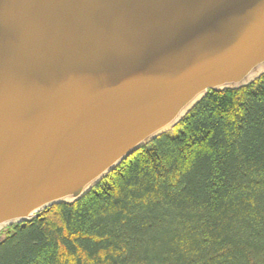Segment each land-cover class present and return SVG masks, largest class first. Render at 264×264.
Returning a JSON list of instances; mask_svg holds the SVG:
<instances>
[{
    "label": "water",
    "instance_id": "1",
    "mask_svg": "<svg viewBox=\"0 0 264 264\" xmlns=\"http://www.w3.org/2000/svg\"><path fill=\"white\" fill-rule=\"evenodd\" d=\"M262 75L264 0H0V239Z\"/></svg>",
    "mask_w": 264,
    "mask_h": 264
},
{
    "label": "trees",
    "instance_id": "2",
    "mask_svg": "<svg viewBox=\"0 0 264 264\" xmlns=\"http://www.w3.org/2000/svg\"><path fill=\"white\" fill-rule=\"evenodd\" d=\"M0 264H264V75L209 92L81 200L4 229Z\"/></svg>",
    "mask_w": 264,
    "mask_h": 264
}]
</instances>
